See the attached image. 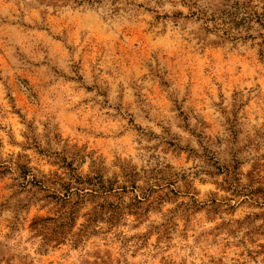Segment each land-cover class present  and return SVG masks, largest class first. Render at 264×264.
I'll use <instances>...</instances> for the list:
<instances>
[{
    "label": "rangeland",
    "instance_id": "rangeland-1",
    "mask_svg": "<svg viewBox=\"0 0 264 264\" xmlns=\"http://www.w3.org/2000/svg\"><path fill=\"white\" fill-rule=\"evenodd\" d=\"M189 1L0 0V264H264V30Z\"/></svg>",
    "mask_w": 264,
    "mask_h": 264
},
{
    "label": "trees",
    "instance_id": "trees-1",
    "mask_svg": "<svg viewBox=\"0 0 264 264\" xmlns=\"http://www.w3.org/2000/svg\"><path fill=\"white\" fill-rule=\"evenodd\" d=\"M76 3L98 4L102 6L109 5L110 10L117 12L120 0H74ZM220 6L211 9L210 7H202L194 0L189 1L192 8V14L197 18L203 19L205 22L214 23V27L225 32L232 31L240 33L247 31L253 27L251 23H255L264 30V11L258 12L256 6L252 5L253 0H219Z\"/></svg>",
    "mask_w": 264,
    "mask_h": 264
}]
</instances>
